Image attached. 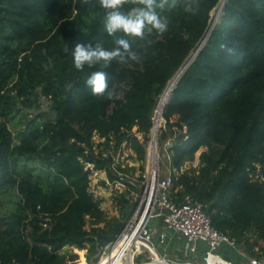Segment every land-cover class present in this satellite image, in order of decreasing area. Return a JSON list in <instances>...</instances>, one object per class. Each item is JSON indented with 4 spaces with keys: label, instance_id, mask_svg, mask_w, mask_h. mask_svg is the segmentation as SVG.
<instances>
[{
    "label": "trees",
    "instance_id": "trees-1",
    "mask_svg": "<svg viewBox=\"0 0 264 264\" xmlns=\"http://www.w3.org/2000/svg\"><path fill=\"white\" fill-rule=\"evenodd\" d=\"M157 3L168 29L129 37L137 59L78 70L75 44L113 47L99 0H0V264H79L114 239L103 234L131 214L130 191L114 192L122 216L106 222L90 169L114 181L122 148L140 164L118 169H145L155 109L183 67L158 134L162 151L173 143L171 196L200 201L214 228L263 255L264 0ZM93 71L106 73L111 97L86 85Z\"/></svg>",
    "mask_w": 264,
    "mask_h": 264
},
{
    "label": "built area",
    "instance_id": "built-area-1",
    "mask_svg": "<svg viewBox=\"0 0 264 264\" xmlns=\"http://www.w3.org/2000/svg\"><path fill=\"white\" fill-rule=\"evenodd\" d=\"M222 2L219 5L220 10L223 5ZM161 99L162 96L153 116L151 139L149 141L150 150L147 153L145 169L137 170L136 173L118 169L117 165L125 167L127 164L120 159L124 151L129 152L123 148L114 155L111 166L117 171V178L112 181L115 191L129 190L134 208L125 219L124 226L121 227L116 238L100 246L98 253L90 262H87L86 257L84 264H146L149 260L162 261L167 264H233V261L224 256L219 248L222 243L235 246V242L228 235L214 228L211 217L206 212L203 204L193 198L181 203L172 198V191L175 190L173 175L178 173V169L173 168L167 176H161V153L158 146L155 147L152 141L153 134L160 133L165 124L163 109L168 99H166L161 112H159ZM169 146L170 141L166 142V148ZM162 154L165 155V153ZM90 165L87 164L86 169L90 168ZM102 174H106V171L90 169V181L98 182L104 177ZM151 219H161L168 228L179 232L190 241L201 240L206 242L207 248L201 261L194 262L190 259L176 261L161 255L159 245L164 243L165 240L161 234L159 241H154L149 226ZM249 260L251 264H264V258L261 257L251 256Z\"/></svg>",
    "mask_w": 264,
    "mask_h": 264
},
{
    "label": "clouds",
    "instance_id": "clouds-1",
    "mask_svg": "<svg viewBox=\"0 0 264 264\" xmlns=\"http://www.w3.org/2000/svg\"><path fill=\"white\" fill-rule=\"evenodd\" d=\"M100 6L106 9L104 17V31L112 36L113 47L106 48L100 43H77L71 50L72 62L76 69L82 70L85 66L103 64L107 66L114 59L126 61L137 59L136 52L132 49L129 37L143 38L145 32L155 30L163 34L168 29V20L161 16L157 7H163L157 0H140V3L127 11L122 10L123 0H99ZM186 10H191L190 6ZM123 33V35H116ZM94 94H106L111 97L112 92L106 91L108 83L104 71L91 72L86 81Z\"/></svg>",
    "mask_w": 264,
    "mask_h": 264
},
{
    "label": "crops",
    "instance_id": "crops-1",
    "mask_svg": "<svg viewBox=\"0 0 264 264\" xmlns=\"http://www.w3.org/2000/svg\"><path fill=\"white\" fill-rule=\"evenodd\" d=\"M172 169L173 168L170 166L168 172L164 171L161 176H167L172 172ZM149 226L155 242L159 241V236L161 234L163 235L165 241L159 245V249L161 248L166 253L165 256L167 258L176 261H183L185 259H190L194 262L201 261L207 248L206 242L201 240L195 242L190 241L188 238L183 237L179 232L168 228L161 219H151ZM219 249L224 256L233 261V264H251L249 260L251 254H249L242 246H238L237 244L233 246L229 243H222ZM261 258H264V253ZM146 264H149V262Z\"/></svg>",
    "mask_w": 264,
    "mask_h": 264
},
{
    "label": "rangeland",
    "instance_id": "rangeland-1",
    "mask_svg": "<svg viewBox=\"0 0 264 264\" xmlns=\"http://www.w3.org/2000/svg\"><path fill=\"white\" fill-rule=\"evenodd\" d=\"M219 12H220V6H218V8L215 10V13L212 14V16H213L212 23L213 24L218 21L217 15L219 14ZM42 111L46 112L45 118H52L55 116V112L50 109L47 101L43 104ZM37 112H38L37 110H34L33 114H35ZM158 134H159V132L157 133V137H158ZM164 148H166V144L164 145ZM149 150H150V146L148 145L147 153H149ZM158 150L161 153L160 171L162 174L164 171L168 172V170L170 169L171 160H170L169 154L166 152V150L162 151L161 147L159 149V144H158ZM162 153H165V155H163ZM199 154H200V151L197 152V155H199ZM127 155H128V152L124 151V153H123L122 157H120V159L124 160L125 163L135 164V165L139 166L140 163L138 161H133L132 159L128 158ZM196 162H197V160L195 161V164H196ZM102 176H104V177L101 178L98 182L92 181V180L90 181V191L93 193L95 198L101 200V206L106 211V216H107L106 222L114 221L117 218L121 219V216H122L121 212H120L119 208L116 206V204L114 202V198H113L114 192L116 190L114 187V184L112 181H109L107 179L106 174H102ZM103 179L107 180V186L101 182ZM101 225L104 226V222H102ZM70 248H73V247H70ZM81 253H82V261L80 263L84 264L85 258L87 256L85 255L84 252H81ZM87 262H90V260L88 259ZM150 262H152V261H150Z\"/></svg>",
    "mask_w": 264,
    "mask_h": 264
},
{
    "label": "water",
    "instance_id": "water-1",
    "mask_svg": "<svg viewBox=\"0 0 264 264\" xmlns=\"http://www.w3.org/2000/svg\"><path fill=\"white\" fill-rule=\"evenodd\" d=\"M196 53H197V52H196ZM196 53L193 54V56L191 57V59L189 60V62L186 64V66H188V64L192 61V59L194 58V56H195ZM186 66H185V68H186ZM184 70H185V69H184ZM169 82H170V81H169ZM169 82H168V84H169ZM176 82H177V81H176ZM167 86H168V85H167ZM167 86H166V88H167ZM173 87H174V86H173ZM166 88H165V89H166ZM165 89H164V91H165ZM172 89H173V88H171V90H172ZM164 91H163V93H164ZM163 93H162V95H163ZM152 141L154 142L155 147H156V145L158 146V137H157L156 133L153 134V139H152ZM172 144H173L172 141H170V146H171ZM124 223H125V220H121V221H119V222L115 225V227L113 228V230H112L111 232L106 233V234H103V236H107V237H109V238H115V237L117 236L119 230L121 229V227L124 226ZM98 234H102V233L99 232ZM159 250H160V253H161L162 255H166V253H165L161 248H160Z\"/></svg>",
    "mask_w": 264,
    "mask_h": 264
},
{
    "label": "bare ground",
    "instance_id": "bare-ground-1",
    "mask_svg": "<svg viewBox=\"0 0 264 264\" xmlns=\"http://www.w3.org/2000/svg\"><path fill=\"white\" fill-rule=\"evenodd\" d=\"M183 70H184V67L182 69H180L174 75V77L170 80L167 88L165 89V91H164V93L162 95L161 104L159 106V112H161V108L164 106L166 99H168L170 92H172L171 91V88H173L174 84L176 83V81L178 80V78L180 77V75L182 74ZM79 264H83V263H79ZM149 264H167V263L162 262V261L160 262V261L155 260V261L150 262Z\"/></svg>",
    "mask_w": 264,
    "mask_h": 264
}]
</instances>
